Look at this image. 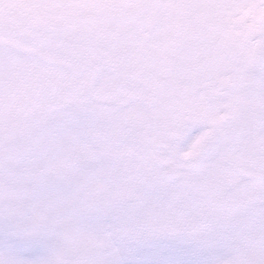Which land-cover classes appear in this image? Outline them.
<instances>
[{
    "label": "snow or ice",
    "instance_id": "1",
    "mask_svg": "<svg viewBox=\"0 0 264 264\" xmlns=\"http://www.w3.org/2000/svg\"><path fill=\"white\" fill-rule=\"evenodd\" d=\"M0 264H264V0H0Z\"/></svg>",
    "mask_w": 264,
    "mask_h": 264
}]
</instances>
